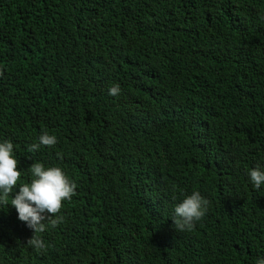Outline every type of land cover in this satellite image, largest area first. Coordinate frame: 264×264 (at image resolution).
Listing matches in <instances>:
<instances>
[{
  "label": "trees",
  "instance_id": "trees-1",
  "mask_svg": "<svg viewBox=\"0 0 264 264\" xmlns=\"http://www.w3.org/2000/svg\"><path fill=\"white\" fill-rule=\"evenodd\" d=\"M44 131L57 144L29 152ZM5 139L18 184L40 162L76 189L42 233L0 205V264H256L264 0H0ZM194 190L209 210L177 232L173 208Z\"/></svg>",
  "mask_w": 264,
  "mask_h": 264
},
{
  "label": "clouds",
  "instance_id": "clouds-1",
  "mask_svg": "<svg viewBox=\"0 0 264 264\" xmlns=\"http://www.w3.org/2000/svg\"><path fill=\"white\" fill-rule=\"evenodd\" d=\"M121 92L118 84L109 88L108 94L117 96ZM57 137L47 131L42 132L38 142L29 145V152L38 151L41 146L52 147L57 144ZM19 161L14 152L11 140H0V205L13 206L18 214L17 218L36 233L46 230V221L55 225L59 217L63 202L75 195L76 184L69 179L66 172L57 166H45L40 162L30 166L31 179L29 182L19 183L22 170L18 169ZM249 182L253 188L259 190L264 186V165H257L247 170ZM14 198L10 196L16 189ZM210 201L194 190L176 203L173 208L172 221L177 232H187L194 229L209 210ZM56 217L52 219V217ZM27 244L36 250H45V242L35 235ZM256 264H264V257L258 258Z\"/></svg>",
  "mask_w": 264,
  "mask_h": 264
}]
</instances>
